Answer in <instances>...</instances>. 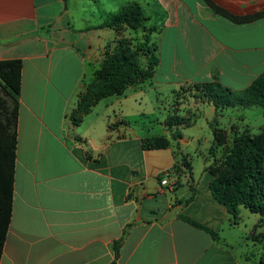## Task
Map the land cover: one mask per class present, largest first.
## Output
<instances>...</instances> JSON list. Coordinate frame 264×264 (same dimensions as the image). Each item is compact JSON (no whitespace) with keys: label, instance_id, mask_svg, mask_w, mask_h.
Masks as SVG:
<instances>
[{"label":"crops","instance_id":"obj_1","mask_svg":"<svg viewBox=\"0 0 264 264\" xmlns=\"http://www.w3.org/2000/svg\"><path fill=\"white\" fill-rule=\"evenodd\" d=\"M213 1L237 16L264 13V0ZM129 2L144 12L154 7L160 18L146 24L155 28L159 63L148 82L158 103L178 88L196 99L168 104L169 114L159 106L158 135H142L121 117L99 119L93 136L79 131L84 119L71 120L88 64L117 36L114 28H94L114 14L102 10L101 0H0V60L23 62L12 211L0 264H250L243 245L259 215L242 206L234 218L213 197L205 168L213 127L231 135V111L253 105L216 108L187 87L213 80L235 91L248 87L264 71V16L234 22L205 0H110L115 13ZM172 111L184 118L174 127L166 122ZM177 131L182 136L175 138ZM151 136L170 144L143 148ZM191 145L204 162L198 176Z\"/></svg>","mask_w":264,"mask_h":264},{"label":"trees","instance_id":"obj_2","mask_svg":"<svg viewBox=\"0 0 264 264\" xmlns=\"http://www.w3.org/2000/svg\"><path fill=\"white\" fill-rule=\"evenodd\" d=\"M205 2L216 13L234 22H249L264 16V13L237 16L213 0ZM146 20L143 6L138 2H129L94 26L96 29L114 28L119 33L131 29L137 34L141 32L142 36L136 39L118 34L107 44L100 67L86 84L85 90L80 92L77 106L70 113L74 124L82 122L102 99L122 94L129 87L152 79L159 57L157 44L151 39L155 28H148ZM22 67L20 58L0 60V256L12 211ZM187 90L216 108L236 105H259L264 108V71L241 91L224 86L218 80L196 83L188 86ZM183 121L184 118L176 113L170 114L166 120L171 127ZM231 132L229 135L227 130L213 127L215 139L205 168L211 176L210 190L234 218H238L242 206L257 213L259 220L250 234L254 240L261 241L264 238V128L258 133L233 128ZM173 136L181 137L182 133L177 131ZM169 144L170 140L165 136H151L142 141L145 149L166 148ZM182 218L207 230L214 238L218 236L217 232L196 220L188 216ZM124 235L125 232L114 244L116 256ZM258 264H264V248Z\"/></svg>","mask_w":264,"mask_h":264},{"label":"rangeland","instance_id":"obj_3","mask_svg":"<svg viewBox=\"0 0 264 264\" xmlns=\"http://www.w3.org/2000/svg\"><path fill=\"white\" fill-rule=\"evenodd\" d=\"M113 4L114 3H110V0H101L102 10L109 9L111 10V13H115L113 10L115 9V6ZM153 10L154 7L151 6L150 8H148V6H145L146 15H148L149 12ZM160 11L162 12V9H160ZM150 14V20H146L147 25H151L155 21H159L160 23L158 14H154L153 12H151ZM104 18H106V14L104 15ZM95 19L99 20L100 18L99 16H95ZM128 31L131 32L134 38L138 39L139 33L136 35V32L131 29H129ZM118 34L126 35L123 30L120 33L117 30V35ZM127 36L131 37V35L128 34ZM105 50L106 47L99 51L98 56H94L91 59V62L88 64V69L82 81V91L85 90L86 84L92 79L94 72L100 67L101 61L105 54ZM188 93L189 92L185 91L184 88H178L175 95L166 96V100L163 97L166 102L160 104V102L158 103L157 101L158 95L156 94L155 89L151 88L148 81L138 87L131 86L123 93L124 95L122 94V96H118L117 94H115L108 96L107 99L101 100L95 107L93 112L88 116H85L84 121L79 126V131L83 134L88 132L89 135L97 136L99 133V126L101 125L99 119L105 121L109 119L111 122H115L122 117L128 122H131L132 127L136 128L138 133L146 136L158 135L163 131L162 126L158 124L155 118V116L158 115V107L161 106V112L169 114L168 104H191L196 99L189 96ZM168 97L169 101L167 100ZM263 109L264 108L262 106L253 105V107H239L238 111H231L230 114H232V116H235L233 119L236 123V126H233L232 128L239 131L248 129L249 131H251V133H258L259 131H261V129L264 128ZM170 113L174 114L173 111ZM196 129L197 128H193V130ZM201 129H203L204 131L209 130L208 127H203ZM203 141L204 142H202V147H206L208 149L211 143H207L205 140ZM193 147V145L188 146L187 150L193 156L192 164L194 172L198 176L202 167L204 166V162L202 159H198L194 154ZM248 214L251 218H254L253 213L248 211ZM244 219L248 221L247 216L244 217ZM250 238V244L243 246L245 251L247 252L246 255L251 260L250 264H258L264 248V238L261 241L254 240L251 237V234Z\"/></svg>","mask_w":264,"mask_h":264}]
</instances>
